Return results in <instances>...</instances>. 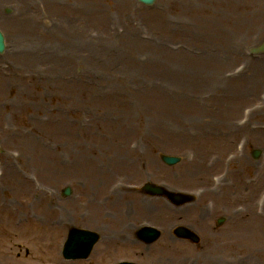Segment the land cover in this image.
Wrapping results in <instances>:
<instances>
[{"label": "rangeland", "instance_id": "374dc122", "mask_svg": "<svg viewBox=\"0 0 264 264\" xmlns=\"http://www.w3.org/2000/svg\"><path fill=\"white\" fill-rule=\"evenodd\" d=\"M0 30L6 37L0 53L1 197L21 207L25 184L33 181L49 189L50 204L69 217L51 236L29 224L22 237L2 230L0 249H12L16 264H155L139 254L160 244L166 228L174 243L196 250L207 241L208 224L213 234L226 230L228 204L215 210L201 201L196 183L179 180L196 148L193 137L217 131L228 114L246 161L264 168V0H157L152 6L138 0H0ZM162 155L182 160L170 166ZM135 159L145 170L151 162L152 169L138 180L129 175L128 188L153 207L166 203L180 213L168 226L166 220L138 224L132 235L137 244L127 254L114 247L96 252L112 225L76 213L81 174L87 167L117 177ZM149 181L195 200L177 206L150 196L142 190ZM200 206L206 223L192 212ZM148 225L162 232L152 244L138 235ZM177 225L193 227L200 242L177 238ZM73 226L101 235L88 259L62 255ZM238 259L264 264L254 251Z\"/></svg>", "mask_w": 264, "mask_h": 264}, {"label": "bare ground", "instance_id": "6f19581e", "mask_svg": "<svg viewBox=\"0 0 264 264\" xmlns=\"http://www.w3.org/2000/svg\"><path fill=\"white\" fill-rule=\"evenodd\" d=\"M238 132L234 115L228 114L217 125V131L200 132L193 137L196 148L179 180L184 186L196 183L201 201L209 202L215 210L228 204L232 220L226 230L213 234L208 224L204 231L207 241L201 250H196L174 243L166 228L161 243L140 252L142 258L155 264H239L238 256L247 252L264 256V203L260 201L264 168L255 169L246 161L238 145ZM151 169L149 162L146 170ZM146 170L136 161L117 170V177L105 171L97 175L87 167L81 174L83 184L77 187L80 201L76 204V213L84 211V220L107 221L112 225V230L105 231L107 236L96 252H107L114 247L127 254L137 244L132 235L138 224L166 220L164 226H168L176 220L179 210L166 203L153 207L150 200L136 196L126 185L129 175L138 180L146 176ZM217 172L221 177H214ZM25 186L26 197L21 207L5 202L0 194V232L7 229L22 237L29 224L32 229L56 235L69 222V217L50 204L49 189L33 181L26 182ZM130 200L133 211H130ZM239 205L242 207L237 210ZM204 211L202 206L192 210L199 216L198 220L206 223L207 219L200 217ZM56 259L61 261L59 256ZM0 264H16L12 249H0Z\"/></svg>", "mask_w": 264, "mask_h": 264}, {"label": "water", "instance_id": "95a60500", "mask_svg": "<svg viewBox=\"0 0 264 264\" xmlns=\"http://www.w3.org/2000/svg\"><path fill=\"white\" fill-rule=\"evenodd\" d=\"M140 2L146 5H153L156 0H139ZM5 37L2 31L0 30V52L3 53L5 51ZM261 154L260 150H255L253 155L255 158H258ZM162 159L169 165H174L180 162L181 158L176 156H169L163 155ZM143 189L151 194V195H160V196H167L176 204H183L193 200V196L180 193V192H171L166 190L164 187L156 186L151 183H147L144 185ZM72 190L70 187H67L64 191V195H70ZM224 219H220L219 223H222ZM176 233L180 237L190 238L195 242H198L200 239L192 230L186 227H178ZM140 236L147 242H153L160 236V231L156 230L152 227H145L140 231ZM100 236L98 233L87 230V229H80L77 227H73L68 235V239L64 246V257L67 259H80V258H87L94 245L98 242ZM118 264H135L131 262H122Z\"/></svg>", "mask_w": 264, "mask_h": 264}]
</instances>
